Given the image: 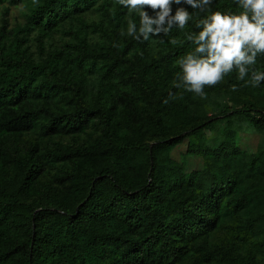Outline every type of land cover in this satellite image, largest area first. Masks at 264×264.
Here are the masks:
<instances>
[{"label": "trees", "instance_id": "1", "mask_svg": "<svg viewBox=\"0 0 264 264\" xmlns=\"http://www.w3.org/2000/svg\"><path fill=\"white\" fill-rule=\"evenodd\" d=\"M182 6L137 41L117 0H0V264H264V81L173 87Z\"/></svg>", "mask_w": 264, "mask_h": 264}, {"label": "clouds", "instance_id": "2", "mask_svg": "<svg viewBox=\"0 0 264 264\" xmlns=\"http://www.w3.org/2000/svg\"><path fill=\"white\" fill-rule=\"evenodd\" d=\"M117 3L129 12L139 13V25L129 20L127 27V35L137 41L166 35L173 28L183 30L192 15L182 5L206 13L196 23L199 31L186 36L196 47L177 61L180 72L173 87L206 98L205 87L217 85L234 69L239 80L248 77L246 83L252 86L264 81V73L251 67L258 55H264V0H236L239 13L212 11L213 0H117ZM173 4L178 6L174 14ZM145 9H151L153 14L149 15ZM232 90L237 89L233 86ZM169 96L175 98L172 93Z\"/></svg>", "mask_w": 264, "mask_h": 264}]
</instances>
